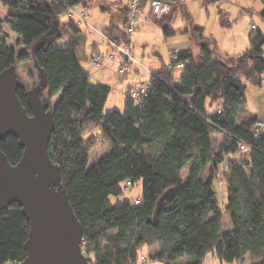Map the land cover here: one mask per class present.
<instances>
[{"label": "trees", "instance_id": "obj_1", "mask_svg": "<svg viewBox=\"0 0 264 264\" xmlns=\"http://www.w3.org/2000/svg\"><path fill=\"white\" fill-rule=\"evenodd\" d=\"M93 1L63 0L83 8ZM260 1L264 20V0ZM0 2L8 8L0 16V74L16 67L18 58L16 48L8 43L7 26L24 40L35 67L44 73L40 95L50 103L55 120L49 154L61 168L62 184L83 227L82 246L87 256L94 255V264H138L144 246L155 247L152 257L163 264H177L180 258H185L183 264H203L210 251L224 259L228 247L235 258L249 256L248 264H264V135L254 137L251 129L259 118L246 108L247 87L264 83L262 30H252L243 54L221 55L215 39L191 22L197 50L177 53L170 67L155 72L145 104L135 103L131 87L123 112L104 111L111 87L93 83L85 75L79 47L87 34L76 19L64 14L63 2ZM120 9L127 16L125 26L128 10ZM103 32L117 43L128 42L121 27L117 33L113 28ZM164 32L170 36L174 31ZM19 56L23 58V53ZM73 87L76 92L79 87L83 90L79 105L66 96ZM28 90L23 81L17 95L31 115ZM62 91L66 93L52 106ZM208 104L221 109L222 125L234 124L231 136L207 122ZM101 137L114 156L91 169V150ZM241 140L253 148L240 151ZM0 149L12 165L24 151L12 135L0 137ZM139 180L141 201L112 202V196L123 194L126 181L132 185ZM169 189L173 191L155 218L158 199ZM29 230L18 203L0 211V264L25 259Z\"/></svg>", "mask_w": 264, "mask_h": 264}, {"label": "water", "instance_id": "obj_2", "mask_svg": "<svg viewBox=\"0 0 264 264\" xmlns=\"http://www.w3.org/2000/svg\"><path fill=\"white\" fill-rule=\"evenodd\" d=\"M36 67L39 84L26 94L31 115L17 95L23 82L16 67L0 74V137L12 135L24 149L15 165L0 149V211L18 203L29 221L27 255L19 264H92L82 247L83 227L62 184L61 168L49 154L55 120L50 103L41 98L45 76ZM172 191L158 199L155 218Z\"/></svg>", "mask_w": 264, "mask_h": 264}, {"label": "rangeland", "instance_id": "obj_3", "mask_svg": "<svg viewBox=\"0 0 264 264\" xmlns=\"http://www.w3.org/2000/svg\"><path fill=\"white\" fill-rule=\"evenodd\" d=\"M257 3L261 6L260 0H257ZM222 5L221 3L219 5V2L217 1L210 0H178L175 3L173 15L171 17H166L159 22H148L143 18L137 19L135 21V31L132 38L131 53L139 62L136 65L138 71L127 70L124 73H120L119 69L121 67L122 56L119 50L111 46L104 39L94 35L93 38L98 42L100 49L104 52L103 54H108L107 52L110 51L115 55L114 60H106L100 67L96 66L89 60L84 61V63L81 64L85 75L91 82L105 84L111 87V92L105 103L104 111L117 109L120 112H123L125 107V96L129 86L134 83L137 77L136 74H141L146 77L147 73L144 68L156 72L161 70L164 65L170 67L172 60H174L173 58H175L174 53L186 52L189 48H194L191 32L189 31L191 29V22L194 25H201L202 22H206L203 25L206 27V32H210L211 29H209L208 24L213 23L216 18L218 19L217 8L219 6V8H225L226 6ZM251 10L253 9H249V12H252ZM6 12L5 6L0 2V15H5ZM249 12H246L245 14L249 15ZM250 18L248 19L247 17L244 21L237 20L231 23L224 22V26L228 28V33L223 42L224 46L220 47H224L228 54L233 56L240 55L249 48V33L252 32L253 29H257L256 24L259 26L258 28L264 32V24L261 17L255 14L252 20H250ZM88 20H90L89 17ZM120 27L122 30H125L123 24H121ZM166 27L174 31L172 35H165L164 28ZM247 30L248 34L246 33ZM8 36V43L13 45L18 53L16 63L17 75L26 83V87L30 90L39 81V72L32 60L31 51L17 33L12 32L11 35ZM246 43H248V45ZM121 45L126 47V43L124 42H122ZM246 46L247 48L243 49ZM89 52L90 51H88V53ZM22 53L23 58H20L19 55ZM175 72L179 74L181 71L179 68H176ZM81 91L83 92L80 87L77 92L75 87L70 88L67 93L62 91L53 98L52 106L64 96V93L79 105L83 100ZM215 108V106H210L208 104V109L210 110L209 113H211V115L215 113ZM232 127V125L224 126L227 131H231ZM113 156L114 154L110 144L106 139L101 137L97 140L95 146L91 150L89 168L95 169L99 164H105L111 161ZM183 176H187V171H184ZM218 187L222 192L221 194H223L222 184ZM142 196L143 182L139 180L130 186L124 185L123 194L118 197L112 196L111 200L115 204L124 201L139 202L141 201ZM221 197L223 201V196ZM83 250L85 252L84 247ZM155 251V247H142L139 250L138 264H163L161 261L155 260L152 257ZM228 254L227 258L221 259L215 252L210 251L205 255L203 264H248L251 260L249 256L243 258V260L239 258L232 259L233 254L229 247ZM88 256L92 261H95L93 254ZM184 262L185 258L177 260V264H183ZM6 264L14 263L7 262Z\"/></svg>", "mask_w": 264, "mask_h": 264}, {"label": "crops", "instance_id": "obj_4", "mask_svg": "<svg viewBox=\"0 0 264 264\" xmlns=\"http://www.w3.org/2000/svg\"><path fill=\"white\" fill-rule=\"evenodd\" d=\"M216 1L219 2V5L221 3V5L223 4L222 6H225V5L226 6H225V8H219L220 6L217 8V14L219 17H218V19L216 18V20L213 23L208 24L209 29H211L210 32H206V27L203 25L206 22H202L201 25L196 24L195 26L201 27L202 29H204V35L205 36L215 39V41L217 43L216 49H217L218 53L221 55H224V54H228L226 52V49H224V47H222V48L220 47V46H224L223 42H224V39L228 33V31H227L228 28H226V26H224V22L231 23V22H235L237 20L244 21V20H246L247 17L249 19L250 16H251L250 20H252V18L255 14L258 15L259 17H261L260 12L262 10V3L260 6V4L257 3V0H216ZM121 6H125V0H120V2H117V0H95L92 2V4L89 7H85V9L88 13V17L90 18L89 21L91 22L92 26L81 24L83 32H85L87 34L86 43L82 44L79 47L81 49L80 50V53H81L80 58H82L80 60L81 64L84 63V61H88V60L91 61V57L94 53L102 52V50L100 49V47L98 45V42L93 38L94 35L104 39L100 35L99 31H106L109 28H113L115 30V33H117L116 32L117 28L120 27L121 24H123L124 20L127 17L121 11V9H120ZM5 8H6V11L8 12V8L7 7H5ZM249 9H253V10H251L252 12H249ZM7 12H6V14H7ZM246 12H249V15L245 14ZM5 15H0V16L3 17ZM223 18H224V20H223ZM261 20L264 24V20L262 19V17H261ZM62 21H66V18H64V16L62 17ZM252 27H253V24H252ZM256 27L258 28L259 26H257V24H256ZM166 28H164V29H166ZM258 29H260V28H258ZM4 30L6 33L11 35L12 32L8 29L7 26H4ZM246 33L248 34V30ZM246 44L248 45V43H246ZM193 46H194V48H189L188 50H190V49L197 50L196 44L194 43V41H193ZM246 48H247V46L243 49H246ZM88 51H90L89 52L90 54L88 53ZM102 53H104V52H102ZM107 53L109 54L111 52L108 51ZM88 55H89V58H88ZM228 55H230V54H228ZM106 60H109V59H105V61ZM110 61H112V60H110ZM144 70L147 73L146 68H144ZM136 76L137 77H136L134 83L132 85H130L129 88H131V87L133 88L136 85V83L140 77L148 78L149 75L147 73L146 77L142 76L141 74H136ZM179 76H180V72H179V74L175 73V81H177L179 79ZM96 84H100V83H96ZM246 100H247V104H246L247 112L250 115H256L258 118H262V117L264 118V83L262 86L249 85L246 89ZM208 112H210L209 109H208ZM227 125L233 126L234 124L229 123ZM227 251H228V249H227ZM234 258L235 257L232 256V259H234Z\"/></svg>", "mask_w": 264, "mask_h": 264}, {"label": "built area", "instance_id": "obj_5", "mask_svg": "<svg viewBox=\"0 0 264 264\" xmlns=\"http://www.w3.org/2000/svg\"><path fill=\"white\" fill-rule=\"evenodd\" d=\"M63 2V0H59ZM120 2V0H117ZM64 4V14L68 17L76 19L77 23L92 26L88 20V13L85 8L80 5H68ZM175 2L172 0H125V7L128 10V20L125 25V33L128 39L126 47L112 40L106 33L99 31L100 35L114 48L118 49L121 56L122 62L119 69L120 73H124L127 70L138 71L136 65L139 63L138 60L132 55V38L135 31V21L139 18H143L145 21L159 22L166 17H170L174 11ZM177 53H174L176 57ZM105 59L114 60L115 55L113 53L103 54L102 52L94 53L91 57V61L96 66L100 67L103 65ZM183 64H179L178 68H183ZM147 70L148 78L140 77L136 85L131 89L130 96L139 106H143L146 100L150 96L151 88L153 86V78L157 77L155 72ZM221 109L217 108L213 115L206 116V120L212 126H214L220 132L231 136V131H227L224 125L220 123ZM252 132L255 138L259 139L264 135V118H259L252 127ZM252 144L248 141L241 140L239 142L240 151L251 149ZM126 185L130 186L131 181H126ZM94 264V261H92Z\"/></svg>", "mask_w": 264, "mask_h": 264}, {"label": "flooded vegetation", "instance_id": "obj_6", "mask_svg": "<svg viewBox=\"0 0 264 264\" xmlns=\"http://www.w3.org/2000/svg\"><path fill=\"white\" fill-rule=\"evenodd\" d=\"M23 82V81H22Z\"/></svg>", "mask_w": 264, "mask_h": 264}]
</instances>
